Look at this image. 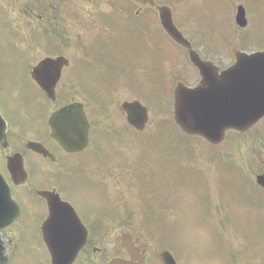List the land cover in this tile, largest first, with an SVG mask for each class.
<instances>
[{
	"label": "rangeland",
	"instance_id": "1",
	"mask_svg": "<svg viewBox=\"0 0 264 264\" xmlns=\"http://www.w3.org/2000/svg\"><path fill=\"white\" fill-rule=\"evenodd\" d=\"M116 1L77 0V17L85 24L82 31L75 27L76 40L85 43L91 38L88 33L95 28L99 30L97 23L104 13L113 9ZM128 1L131 12H135L138 6L131 0L121 1L122 10H128ZM157 1L173 8L176 23L194 47L205 59L222 68L235 61L233 46L242 50H264V0ZM46 2L56 6L55 0ZM37 3L35 0H14L13 4L3 7L4 10L9 8L8 13L0 18L4 24L8 20L11 25L32 23L20 16V7L35 11L42 8ZM240 4L247 10L248 26L244 28L235 21ZM63 7L71 8L66 4ZM83 9L91 10L89 16L96 19L89 30ZM147 11L142 16L145 18L146 13V20L141 21L131 16L123 19L117 15V8L115 15L104 16L102 19L113 30L117 27L121 31L123 27L126 33L89 41L86 49L91 53V62L81 60L76 51H67L73 59V67L64 77L58 100L50 104L38 95L28 72L46 55L37 45V28L25 27L23 32L4 26L5 31L0 30V38L3 37L0 47H10L16 55L3 59L11 52L0 50V107L2 114L13 123L16 142L13 151L20 148L22 141L29 137L27 135H34L16 116L18 109L19 115L23 112L21 104L26 98L37 96L44 105L37 103L35 108L43 114L47 106L49 114L65 99L75 100L76 95L80 96L88 88L91 97H88L87 106L92 109L95 127L100 128L91 135L93 148L90 153L81 157L86 158L87 163L92 162L88 169L93 174L82 181L67 179L74 187L84 189L76 195L82 201L92 200L93 205V200L101 198L107 203L109 198L105 197L102 182L91 177L101 178L102 170L96 168L102 165L104 152V161L113 172L108 176L109 190L114 193L110 209L114 214L123 215L124 221H128L126 224H130L116 231L129 229L140 241L149 243L153 252L171 250L180 264H264V196L255 188L256 175L264 172V119L247 133L229 132L220 146L213 147L201 138L181 136L174 122L173 89L179 81L194 85L199 76L192 69L187 54L178 46L176 49L162 32L157 11L153 12L154 18L151 16V25L150 19L149 23L147 20L152 13ZM139 25L146 34L137 28ZM105 28L103 25L102 33L109 31ZM8 35L17 36L15 46L23 55L13 49ZM29 35L33 42H29ZM63 47L67 50L70 46ZM108 53L118 61H111ZM69 71L71 78L67 77ZM135 98L150 110V121L142 132L129 130L126 115L120 110L124 100ZM23 113L27 115L25 119L36 122V128L45 126L43 119L34 120L32 112ZM24 133L27 135H21ZM45 141L50 144L48 139ZM129 165L132 170L122 169ZM66 169V164L62 166L61 162L55 167L40 164L38 171L31 173L32 181L38 177L37 172L49 174L50 180L55 181ZM72 199L81 201L76 197ZM19 228L20 225H16L7 231L18 243L17 254L22 253L19 263L15 253L14 264H32L27 249L23 248L21 235L18 237ZM11 247L16 249L13 243Z\"/></svg>",
	"mask_w": 264,
	"mask_h": 264
},
{
	"label": "water",
	"instance_id": "2",
	"mask_svg": "<svg viewBox=\"0 0 264 264\" xmlns=\"http://www.w3.org/2000/svg\"><path fill=\"white\" fill-rule=\"evenodd\" d=\"M141 1L154 4L153 0ZM158 9L164 28L175 41L190 49V58L202 75L197 86L187 87L179 83L175 90V119L180 127L189 134L202 135L213 144H218L224 139L226 131H247L263 118L264 51L243 52L233 49L235 64L218 73L217 66L203 61L191 50V43L173 22L171 8L160 6ZM236 21L241 27L247 25L246 11L242 5L238 7ZM62 64V58L46 59L32 72L33 78L51 97H54V87ZM122 107L128 114L130 124L143 130L149 119L147 107L139 101L125 102ZM50 124L54 136L57 139L62 136V143L67 150L81 149L86 144L89 126L81 104H71L56 112ZM63 135L66 137L63 138ZM6 142V125L0 115V145H5ZM34 148L38 149L36 146ZM257 181L264 187V174L258 176ZM9 199V192L0 183V227L11 221L16 213V207ZM75 214V211L68 210V220L64 222L62 236H46L54 257L53 264H71L83 244L84 237L80 235L79 219L76 218L75 222ZM65 215L66 211L59 210L56 204L52 220L65 221ZM164 259L166 264H176L168 253L164 254ZM123 263L128 262L115 260L112 264Z\"/></svg>",
	"mask_w": 264,
	"mask_h": 264
},
{
	"label": "flooded vegetation",
	"instance_id": "3",
	"mask_svg": "<svg viewBox=\"0 0 264 264\" xmlns=\"http://www.w3.org/2000/svg\"><path fill=\"white\" fill-rule=\"evenodd\" d=\"M150 9V7H148ZM147 9V10H148ZM139 11V10H136ZM140 13V12H138ZM137 13V14H138ZM58 14L56 10L51 8H45L44 13L39 14V18L41 19V26L42 29H48L55 24V21L58 20ZM61 15V14H60ZM148 18L151 19V14H148ZM71 15H68V20H71ZM146 18V13H145ZM149 76V75H148ZM85 98L91 97V90L84 89ZM76 101V100H75ZM90 101V99L88 100ZM91 108L89 109L87 106V117L89 122L91 123V133H92V114ZM124 114V113H123ZM124 116V115H123ZM130 127V126H129ZM96 129V128H95ZM132 131H135L133 127H131ZM47 137L42 135V140H45ZM41 142V141H40ZM45 144H44V143ZM44 144L48 149L53 148L47 145L46 141H43ZM93 141L90 135V144L89 148L85 151L77 154H68L56 143L53 145L54 151L53 156L54 158L44 157L43 155L36 154L31 151H27L28 153L36 156L35 161L36 163L40 162V164H45L55 167L61 162V165L66 164V170L68 174L70 172V180L74 181H82L88 176L89 174H93L89 171L88 167L89 164L91 165L92 162L83 161L81 158L82 156L89 154L92 146ZM62 150L60 151L59 148ZM115 147V144H113ZM93 148V147H92ZM116 148V147H115ZM51 151V152H52ZM121 152V151H120ZM124 154L126 152L123 151ZM12 153H8L4 150H0V171L3 176L6 178L8 183L12 187L13 195L15 199L19 202V199L22 200L24 204V232L27 234V239L31 240V242H27L29 247H33L36 243V248L34 249V256L38 259V264H51L52 258L50 255V251L44 243V225L49 215V208L48 202L44 197L39 195L40 191H47L53 192L58 194L63 201L70 203L77 211L81 222L83 223L84 227L87 230V240L85 245L80 250L79 254L77 255L76 260L73 264H110L112 259H123L127 261H132L134 264H165L162 259V252L163 250H158L153 252L149 243L140 241L136 235L130 231L129 229L121 230V232L116 229L122 228L128 221H124L122 217L123 215L114 214L113 211L110 209L113 203V195L114 193L109 190V175L113 174L110 171V167L108 163L104 161V152L101 161V166L96 168V170H102V176L98 179L95 175L91 176L94 177V181L99 180L102 188L106 190L103 191L105 193V197H108L107 203L105 199L101 198L99 200H93L95 205L92 204V200H85L83 201L77 194V191L84 190L83 188H76L73 186V182L67 183H60V177L62 171L58 174V177L55 181L50 180L49 174L38 173V177L34 181H32L31 173H29V179L27 182L23 184H15L12 176L8 170V160ZM85 156V157H86ZM76 159V161H75ZM40 160V161H39ZM26 164H28L27 156L25 157ZM34 164L33 168L36 165ZM116 164V163H115ZM100 165V163H99ZM119 168V167H118ZM91 169V168H90ZM121 169V168H120ZM122 169H129L132 170L131 165L124 166ZM130 172V171H129ZM43 178L45 182H39L38 180ZM87 189V188H86ZM88 194V191H86ZM86 194V193H85ZM73 197L79 198L78 202L73 201ZM33 202V207L30 209L27 207L28 204ZM20 204V202H19ZM21 206V205H20ZM130 225V224H126ZM83 227V229H84ZM117 233V234H115ZM6 232H2V235L5 237ZM131 235V237L127 236ZM38 241H36V240ZM113 239V241L111 240ZM129 242L133 243V247H135L136 252L130 253L124 244H128ZM111 245V246H108ZM136 253V254H135ZM173 253V252H172ZM174 257L178 264H180L179 258L174 254Z\"/></svg>",
	"mask_w": 264,
	"mask_h": 264
}]
</instances>
